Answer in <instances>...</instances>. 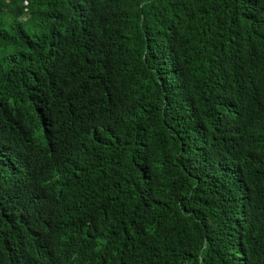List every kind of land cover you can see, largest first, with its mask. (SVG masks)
<instances>
[{
  "label": "trees",
  "instance_id": "trees-1",
  "mask_svg": "<svg viewBox=\"0 0 264 264\" xmlns=\"http://www.w3.org/2000/svg\"><path fill=\"white\" fill-rule=\"evenodd\" d=\"M0 264H264V0H0Z\"/></svg>",
  "mask_w": 264,
  "mask_h": 264
}]
</instances>
